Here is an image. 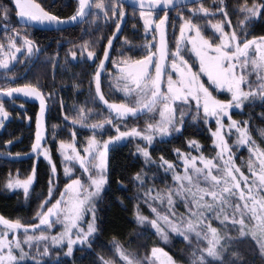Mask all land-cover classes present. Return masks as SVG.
I'll return each mask as SVG.
<instances>
[{"label":"snow or ice","instance_id":"1","mask_svg":"<svg viewBox=\"0 0 264 264\" xmlns=\"http://www.w3.org/2000/svg\"><path fill=\"white\" fill-rule=\"evenodd\" d=\"M14 5L15 17L19 18L25 25L26 29H32L35 26H47L59 30L61 26L73 22H80L89 15L96 16L97 12L103 13L106 22L113 20L116 31L107 40V46L103 47V57L101 58L98 51L88 50L92 41L80 46L79 59L81 62L95 63L99 59V65L95 70V97L107 109L108 115L96 123L87 124L83 110L80 112V120L73 119L69 121L67 115L64 120L68 121L73 128L77 124L80 127H86L92 133L86 138L81 151L78 150L76 131H72V142H58V151L62 156V163L74 162L79 166L81 174L72 178V168L65 167L64 173L69 180L60 191V198L55 199V192L58 190L57 167L52 160L51 152L45 147L46 136L44 132V123L47 113L50 110V101L52 95H46L42 92V87L37 81L36 84L25 83L16 87H0V97L23 96L30 100L38 102V110L35 114V134L34 141L31 144V150L23 153L24 157H36L31 166V172L26 178H16L11 175L7 177L6 189L22 190L25 199L30 198V188L35 182H38V162L41 157L50 167L48 173V194L44 201L39 205V211L36 216L38 224L25 225L19 220L11 221L0 216V225L3 230L0 231V264H26V261L32 260L33 264H48L44 257H48L51 264H61L59 257H52L50 249L45 246L43 252L34 255L31 251H25L23 245L30 248L33 242L39 245L44 242L47 245L49 238L53 245H63L67 240L66 256H72L74 245L90 244L92 237L102 230L103 221L97 215V204L104 197V193L110 184V152L113 147L118 146L121 142L130 139L139 138L140 141L146 142L147 145L153 144L155 137H168L174 133H180L183 130L185 118L192 116L191 106L195 105L197 115L192 116L193 120L202 119L204 125L212 137L213 145L216 149V156L208 159L203 155L191 156L182 153L179 149L175 150L176 156L183 162L184 174H176V166L160 157L158 168H162L164 173L173 172V181L179 187L175 193L169 192L167 197L168 212L175 218V209L173 207V195L183 196L186 206L191 209L195 208L190 214L203 224L207 219L205 212H217V219L221 215L224 221L228 220L226 211L232 210V225H239L241 237L251 239L259 249V253L264 258V149L255 145L248 132L249 121H237L232 119L230 109H241L247 102L255 107L257 101L264 106V35L253 36L248 38L250 30L257 24L264 25V0H243L238 4L237 11L242 20L237 25H232L225 12L226 5L220 0L221 6L217 11L224 16V20L218 23L208 22L209 26L215 33L219 34V43H214L205 38L202 34V26L197 25L191 18L186 19L180 15L181 23L179 25V35L175 38V49L170 47L171 37L167 31L169 24V6L173 5V0H134L139 6V18L143 23L145 44L142 46V52L145 53L139 59H133L131 56H124V49L120 51V60L112 61L113 66L119 73L118 82L123 84L121 91L127 102L110 103L101 91V76L107 67V62L111 59V50L114 47V41L118 39L119 32L122 31V21L126 16L123 0H116L109 7L108 5L92 0H77L75 13L68 17L62 18L58 14L50 12L38 3L37 0H11ZM177 3L187 5L190 0H176ZM163 10V16L159 20L155 19L157 10ZM109 11L111 16H109ZM189 12L195 15L196 12L203 13L204 16L214 15L208 8L203 6L198 9L189 8ZM13 9L0 3V20L4 22V31L8 32L11 24ZM119 17V19H116ZM225 22L228 27H232L231 34L224 31ZM175 28V23H173ZM236 29H239L237 31ZM240 32L244 35L241 37ZM151 35V39L147 37ZM174 35V33H173ZM17 39L21 40V46L17 47ZM99 43V42H96ZM127 43V42H125ZM26 49V56L30 60L34 55L38 56L44 49L27 36H21L20 32L15 31L9 37L8 51H4V46L0 45V68L9 69V63L18 59L17 53ZM127 50H131L128 48ZM86 53V56H85ZM70 55L77 59V51L71 50ZM195 58L193 63L189 61ZM55 59H58L56 57ZM195 61H198V70ZM249 65L255 70L257 78L261 83L258 87L253 88L254 82L249 79L248 75L237 69L244 70ZM206 77V80L204 79ZM248 85L249 90L245 91L242 85ZM216 93L226 92L231 95L227 102L217 98ZM23 107V105H21ZM63 111V104L61 105ZM159 113V120L155 123H148L145 129L132 127L130 130L121 131V124L128 117H136L145 112ZM202 111V117L199 114ZM179 112V121L177 120ZM261 119H264V111L259 113ZM227 118L228 124L225 125L223 120ZM31 119V117H25ZM9 119V113L5 110V104L0 100V126L4 121ZM215 120V130L211 127V121ZM243 123V127H241ZM179 124V126H177ZM108 127H114L116 134L110 135L107 139H99L103 131ZM238 133L235 141L237 147L248 145V151L251 154L247 163L248 172L246 176L234 161L233 148L230 147L226 134L232 130ZM261 136H264V129L260 130ZM11 145L13 142H6ZM189 146L199 150L200 145L195 141H189ZM21 153H16L12 159L21 158ZM137 156H142L146 165H152L156 162L150 157L148 147L136 146ZM198 163L200 166H198ZM238 174V175H237ZM135 181L143 183L156 176L149 177L138 173L134 178ZM187 181V186L184 182ZM243 183V187L241 184ZM201 184L207 187H200ZM195 189V190H193ZM246 189V191H245ZM191 196V201L188 200ZM238 200L233 206L232 198ZM211 202H207V198ZM55 199V203L52 200ZM163 199V197H160ZM146 203L149 201L146 199ZM51 204L49 207L48 205ZM152 212L157 214V218L151 221V227L156 230L162 238L167 241L168 234L162 231L160 220L169 225L172 232L183 235L188 238V233L195 230L192 220L183 224H175L167 215L160 216L157 209L152 207ZM46 209V210H45ZM91 213V219L87 220V229L82 224L87 219V214ZM239 215L241 218L236 219ZM247 219L248 223H245ZM136 220L140 224L147 222V218L139 214L137 209ZM55 224H60L63 230L58 235L49 237L43 231L40 235H29V231H38L42 227L51 230ZM23 229L24 239L21 241L17 238V230ZM205 239L208 246L203 250L198 260L194 264H245L244 260L235 254L230 260L225 261L227 250L224 248V237H222L215 228L207 225ZM11 233V239H9ZM75 234V239L73 235ZM200 235L199 232L196 233ZM117 250L120 251L117 245ZM213 258L209 261L205 258ZM122 258L127 264H133V260L127 255L121 253ZM195 255V254H194ZM152 257L160 264H173L172 259L161 248L152 249ZM99 264H110L109 261L103 260ZM154 264V261H150Z\"/></svg>","mask_w":264,"mask_h":264},{"label":"trees","instance_id":"2","mask_svg":"<svg viewBox=\"0 0 264 264\" xmlns=\"http://www.w3.org/2000/svg\"><path fill=\"white\" fill-rule=\"evenodd\" d=\"M105 1L109 4V7L112 3L116 2V0ZM210 1L212 0H203L189 6L169 10L168 14L180 13L181 15H188L185 18H191L194 23L197 21L201 24L207 23V17L201 16L200 12H196L193 15L188 9H196L198 5H209ZM37 2L41 3L46 10L58 14L63 18L73 15L77 7L76 0H37ZM242 2L243 0H223L224 5H226L225 12L228 13L232 25H237L238 23L239 16L236 13L238 12V4ZM0 3L13 9L8 32L4 31V22L0 20V45L4 46V51H8L9 37L15 31L20 32L21 36L33 39L40 48L44 49L38 56L34 55L30 60L26 56V49H22V52L17 54L18 59L9 66V69H0V87H16L22 86L25 83L36 84L39 81L43 85L42 92L46 95H52L53 99L49 102L51 107L44 123L46 136L44 143H48L52 160L57 167L58 187L60 188V185L64 182L62 180V170L56 143L58 141L71 140L72 131H76L77 140L80 142L77 144L79 147L81 144H84L89 135H92L88 128H82L78 125L73 128L68 121L64 120V116L67 115L69 121L73 119L77 120L82 110L89 111L91 109L97 112L100 111L105 117L108 115V112L92 98V77L95 71V63L81 62V60L74 63L70 59L69 53L71 50H78L81 45L92 41L93 43L88 50L98 51L100 57H102L103 47L107 45L108 38L116 31L115 22L113 20L106 22L103 13L96 11V16L89 15L82 23L63 30L43 31L34 28L26 29L25 26L17 23L11 0H0ZM92 3L95 4L96 0H92ZM220 6L221 4L217 6V9ZM124 9L128 13L138 11L125 5ZM157 13H163V11ZM109 16H111L110 11ZM215 16L216 19L224 20L223 14L219 12ZM94 18L95 21L91 22ZM116 19H119V17H116ZM173 23H175V28L172 26ZM180 23L181 20L178 17L170 18L169 20L167 31L171 37V49L174 48ZM205 26H202V30L205 29L203 35L212 39L214 43L217 42L218 37L213 34L209 24H205ZM227 29L225 25V30L227 31ZM240 35L243 37L244 33L240 32ZM260 35H264V25L257 24L250 30L248 38ZM147 39L150 40L151 35ZM145 42L144 28L141 21L137 18L125 17L122 21V31L119 32L118 39L114 41L109 63L123 58L120 55L122 49H124L125 57L131 56L133 59L141 58L145 54L142 52V46ZM21 43L22 41L17 39V47H20ZM128 48L131 50H127ZM56 57L58 59H55ZM194 60L195 58L193 57L189 62L193 63ZM109 63L105 70L115 74V70L113 71ZM194 69L198 70L197 63ZM109 79L112 80L113 77ZM107 89L110 99L113 101L121 100V97L112 88L109 87ZM109 90L113 93H109ZM214 95L220 100L227 99L225 92H214ZM0 100L4 102L5 110L9 113V119L5 120L3 126H0V216L11 221L19 220L22 224L31 225L35 223L38 206L48 191V173L50 169L47 164L42 159L39 160L38 182H35L30 188L31 196L28 199H25L19 190L6 191L4 185L9 174L18 171L25 176L31 171L35 157H24L23 153L30 152L31 144L34 141L35 114L38 110V102L23 96L15 97L14 99L0 97ZM62 104L63 111L61 110ZM261 111H264V106H261L257 101L255 107L246 103L241 110H230V113L234 120L250 122L248 125L249 135L255 141L256 146L264 149V136L260 134V130L264 129V119H261L259 115ZM146 115L144 113L136 117H128L121 124V131L130 130L132 127L142 129L141 124L144 123L143 119ZM195 115L197 113H192V116ZM26 116L31 117V119H26ZM192 116L185 118L182 132L174 133L165 140H156L148 148L150 157L156 162L155 164L145 165L143 158L135 155V145L132 139L121 142L120 145L113 147L110 152L109 162L110 184L104 193L103 199L97 204V215L103 221L101 225L102 230L92 237L87 248H74L72 256L66 257L62 255L63 249H54L61 264H99L101 258L117 263L120 262L118 253H124L137 259L138 262L141 261L144 264H148L145 258L148 256L147 260H150L149 254L153 248L163 249L171 257L173 264H194V261L198 260L203 250L208 246L205 233L208 231L207 225L209 224L225 238L223 244L227 250L226 262L235 254H238L245 264H264V258L261 257L259 249L251 237H241L239 225H232V210L231 212L226 211L230 220L221 222L215 219L217 212H214L213 216L204 213L207 219L204 220L205 224H201L191 214L188 215L187 210L183 207V202L180 199L178 200V196L173 195L175 213L180 214L182 217L188 215L195 225V230L188 233V238L185 239L183 235L172 232L171 228L159 222L162 231L168 234V240L165 241L151 227V221L157 217L149 211V208L147 209L148 203L145 200L148 197L146 198L145 196H150V193L154 196L157 194L156 200H153L156 206H164L167 209V216L173 219V216L168 212L169 206L166 202L169 192L175 193V186L172 181L173 175L171 172L165 174L162 168H158L160 157L163 156L166 160L173 163L176 166V172H180L182 169L178 164L175 150L179 149L181 152L192 151L195 153L196 151L189 146V141L197 142L200 145V152L207 157L212 156L215 152V147L212 145V137L203 120L199 118L193 120ZM199 116L202 117V113ZM99 120L101 119L98 117H90L86 123L90 124ZM224 122L226 121L224 120ZM214 126V123L211 122L212 129ZM115 134L114 127H108L98 137L103 140ZM8 141H12L13 143L7 145L6 142ZM243 146L239 149L234 161L246 176L251 177V175L247 174L249 155L247 154L246 146ZM235 151L236 146L233 147V152L235 153ZM6 153L10 154V158L4 156ZM16 153H21V158L12 159L11 157H14ZM138 173L148 175L149 177L155 175L156 179H150L141 186L140 181L133 179ZM160 197H163V199H160ZM233 199L238 200L237 197ZM158 200L161 204L158 203ZM137 209H139L140 215L147 218L146 223L140 224L137 222ZM240 218L239 215L236 216L237 220ZM245 223H248L247 219ZM40 231L38 230L34 233ZM197 232L200 233L199 236L196 235ZM117 245L120 251L117 250ZM204 255L207 260L212 261L213 258L207 257L206 253ZM26 264L33 263L27 261ZM48 264H51V262H48Z\"/></svg>","mask_w":264,"mask_h":264},{"label":"rangeland","instance_id":"3","mask_svg":"<svg viewBox=\"0 0 264 264\" xmlns=\"http://www.w3.org/2000/svg\"><path fill=\"white\" fill-rule=\"evenodd\" d=\"M97 2H101V0H96V3ZM102 3H104V4H106V5H108L109 6V4H107V1H105V0H102ZM220 4V0H212V1H210V3H209V5L207 4V5H205V6H203V7H205V8H208L209 9V12L210 13H215L214 15H209V16H204V14L203 13H201L200 15L201 16H204V17H207L208 19H207V23H203V24H201V23H199L198 21L196 22V24L198 25V24H200V26H205V24L206 25H208V22L209 21H211L212 23H218V22H221V21H223L222 19H216V14H217V6ZM202 5H198V7L196 8V9H198L199 7H201ZM77 8V7H76ZM75 11H76V9H75ZM95 11H99V10H95ZM126 12V11H125ZM236 12V11H235ZM75 13V12H74ZM198 13V12H197ZM163 14L164 13H157L156 14V16H155V19L156 20H159V18L161 17V16H163ZM238 14V16H239V19L237 20V21H239V20H242L243 19V16H241L240 14H239V12H237L236 13V15ZM180 13H174V14H171V15H169V20H170V18H175V17H178V18H180ZM184 17H186V16H188V15H183ZM126 18H128V17H130V18H137V19H139L140 20V18H139V11H137V12H126V16H125ZM228 18H229V16H228ZM215 21H214V20ZM94 22L95 21V18L94 19H92L91 20V22ZM141 21V20H140ZM141 24L143 25V23H142V21H141ZM225 25L227 26V23L225 22ZM206 28H207V26H205ZM211 28V27H210ZM227 31L225 30V28H224V31L226 32V33H229V34H231V32L233 31V28L232 27H228L227 26ZM167 29H168V25H167ZM211 30H212V32H213V34L214 35H216L217 37H218V39H217V42H215V43H219L220 42V40H219V34L218 33H215L214 32V30L211 28ZM237 31H239V29H236ZM205 31V29H203L202 30V34H203V32ZM179 35V31H178V33L176 34V36H178ZM205 38H207V39H210V38H208V37H205ZM211 41H212V39H210ZM213 42V41H212ZM107 46V45H106ZM175 49V42H174V48H172V50H174ZM26 51V50H25ZM75 51H77V59H73L72 57H71V55H70V53H69V57H70V59L75 63V62H78V61H80V59H79V52H80V49H78V50H75ZM18 54V53H17ZM16 54V55H17ZM85 56H86V53H85ZM103 57V56H102ZM101 57V58H102ZM14 61H11L10 63H9V66L13 63ZM88 63H91V62H88ZM108 63H109V61L107 62V65H108ZM196 63H197V69H198V67H199V65H198V61H196ZM109 64H111V67L113 68V71L115 70V74L114 73H112V72H108L107 70H104V74L101 76V91H102V93L105 95V98L110 102V103H122V102H127V100H126V98H125V96H124V94L121 92V91H118L117 89L118 88H122L123 87V84L122 83H120V82H118V80H117V77L119 76V73H118V71L116 70V68L113 66V63L111 62V63H109ZM98 65H99V61H97V62H95V70H96V68L98 67ZM0 69H3V68H0ZM194 71H196L195 69H193ZM241 71H243L245 74H247L248 75V77H249V79H251L253 82H254V84H253V88H255V87H258V85H259V83H261V81H259L258 80V78H257V75H256V72H255V70H253L252 68H251V65H249L246 69H244V70H240V69H237V72H238V74L241 72ZM94 75H95V71H94V74H93V96H92V98L94 99V100H96L100 105H101V107L107 112V109L106 108H104V106H103V104L98 100V98H96L95 97V82H94ZM262 75H264V73H262ZM110 77H113V79L112 80H110L109 78ZM204 79L206 80V77H204ZM103 84H105V85H103ZM112 88V90L114 91V92H116L120 97H121V100L120 101H113L112 99H110L109 98V94H107V88ZM105 88V89H104ZM242 88L245 90V91H248L249 90V87H248V85H242ZM107 89V90H106ZM109 93H111L110 92V90L108 91ZM113 93V92H112ZM225 94H226V96H227V99H225V100H222V101H225V102H227V101H229L230 99H231V95L230 94H228V93H226L225 92ZM247 102H245V104H246ZM243 107V106H242ZM230 110H241V109H236V108H232V109H230ZM229 110V111H230ZM189 111H191V113H193V114H195L196 112H195V105H194V103H193V105L191 106V109H189ZM84 112V115H85V120H86V122L88 121V119L90 118V117H92V118H100V119H103L104 117H105V115L103 114V113H100V111H95V110H87V111H83ZM201 113H202V111H201ZM144 114V113H143ZM145 114H147L146 116H145V118L143 119V121H144V123L143 124H141V127H142V129H145L146 128V125L148 124V123H155L156 121H158L159 120V113H158V111L157 112H155V113H148V112H145ZM177 118L179 119V112H177ZM100 116V117H99ZM148 119V120H147ZM177 119V120H178ZM77 120H80V116H78L77 117ZM224 120L226 121V122H224ZM224 120H223V122H224V124L225 125H227L228 124V120H227V118L225 117L224 118ZM5 122V121H4ZM98 122V121H97ZM212 123H214V125H215V120H212L211 121ZM93 123H96V122H93ZM91 124V123H90ZM3 125H4V123H3ZM2 125V126H3ZM78 126H80L79 124H77ZM177 126H179V124L177 125ZM216 126V125H215ZM215 126H214V128H213V130H215ZM244 125L243 124H241V127H243ZM86 128V127H85ZM99 136V135H98ZM170 136H168V137H164L163 139H161L160 137H155L154 138V141H153V143H155L156 142V140H165V139H167V138H169ZM99 138V137H98ZM237 138H238V133H236L235 132V130L233 129L232 130V132L230 133V134H226V139L228 140V143H229V145H230V147H234V146H236L235 145V141L237 140ZM134 142V145H135V151H136V146H137V144H139L141 147H150L149 145H147L146 144V142H144V141H140L139 140V138H136V139H132ZM86 141V140H85ZM59 142V141H58ZM58 142L56 143V149H57V154H58V156H59V161H60V165H61V170H62V180H63V182L64 183H62L61 185H60V188L58 187V190L55 192V199H59L60 198V191H62L63 190V188H64V185L66 184V183H68L69 182V180L66 178V176H65V173H64V168L65 167H70V168H72V173H69V175H72V178H76L77 176H79L80 174H81V170L79 169V166L77 165V164H75L74 162H64V163H62L61 161H62V156L60 155V153H59V151H58ZM64 142H67V143H70V142H72V139L70 140H66V141H64ZM126 142V141H125ZM45 144V147H48L49 148V146H48V143H44ZM212 145H213V141H212ZM83 146H84V144H81L79 147L77 146V148H78V150H80L81 151V154H83V152H82V149H83ZM214 146V145H213ZM243 146V145H242ZM242 146H239V147H237L236 146V151H235V153H234V158H236V156H237V154H238V151H239V149H241L242 148ZM246 146V150H247V154L249 155V159H250V156H251V154L249 153V151H248V145H245ZM244 147V146H243ZM192 148V147H191ZM192 149H194L196 152L195 153H193L192 151H188V152H182V153H185V154H187L189 157H191V156H197V157H199L200 155H203L201 152H200V148H199V150H197V149H195V148H192ZM4 156H6L7 158L9 157L10 158V154H8V153H6V154H4ZM204 157H206V158H208V159H213L215 156H216V149H215V152L213 153V155L212 156H210V157H207V156H205V155H203ZM35 157V156H34ZM142 157V156H141ZM143 158V157H142ZM40 159H42L43 160V157H41ZM35 160H36V157H35ZM143 160H144V158H143ZM44 161V160H43ZM177 161H178V164L181 166V171L180 172H176V174H179V175H183L184 174V167H183V162L180 160V158H178L177 157ZM46 164H47V162L46 161H44ZM145 163V162H144ZM146 165V164H145ZM47 166H48V164H47ZM198 166H200L199 165V163H198ZM236 166H237V164H236ZM49 167V166H48ZM238 167V166H237ZM49 169H50V167H49ZM241 169V168H240ZM242 171V170H241ZM31 171H29V173H30ZM28 173V174H29ZM17 174H19V178H21V179H24V178H26L27 177V175H25V176H23V174H20L18 171H16V172H14L13 174H9V175H11L13 178H16L17 177ZM171 174L173 175V172H171ZM245 174V173H244ZM247 174L248 175H251L249 172H248V169H247ZM8 175V176H9ZM238 175V174H237ZM7 176V177H8ZM6 180H7V178H6ZM173 181V180H172ZM174 182V181H173ZM251 182V177H249V183ZM184 184H185V186H187V181H185L184 182ZM5 190L6 191H8L7 189H6V181H5ZM174 186H175V192H176V189L179 187V185L176 183V182H174ZM49 187V186H48ZM200 187H207V185H205V184H201L200 185ZM241 187H243V183L241 184ZM193 190H195V189H193ZM12 191V190H11ZM19 191H21L22 192V190H19ZM245 191H246V189H245ZM10 192V191H9ZM22 194H23V192H22ZM47 194H48V191H47ZM47 194H46V196H45V198L47 197ZM24 195V194H23ZM146 198H147V200L149 201V203H151V205H152V207H155L156 209H157V213H159V215L160 216H165V214L167 215V209L166 208H164V206H156V203H155V201H153V200H156V198H157V194H155V196L152 194V193H150V196H145ZM154 197H155V199H154ZM44 198V199H45ZM178 198V200L180 199L182 202H183V207H185V209L187 210L186 212L188 213V215H190V212H194L195 211V208L193 207V208H191V209H189L187 206H186V204H185V202H184V197L183 196H178L177 197ZM234 198V197H233ZM232 198V203H233V206L235 205V202H236V200H234ZM237 198H238V196H237ZM44 199H42L41 200V203L44 201ZM55 199H53L52 200V203H55ZM188 200H190L191 201V196H188ZM166 202H167V200H166ZM207 202H211V198L210 197H208L207 198ZM40 203V204H41ZM149 203H148V207H147V209L149 208V211H151V213L155 216V217H157V214L156 213H153L152 212V208L151 207H149ZM158 203H159V200H158ZM159 204H161V202L159 203ZM49 207L51 206V204H49L48 205ZM97 209H98V207H97ZM46 210V209H45ZM38 211H39V206H38ZM37 211V212H38ZM228 212H231V209H228L227 210ZM37 212H36V214H37ZM185 212V213H186ZM183 213V212H182ZM205 214L206 215H210L211 214V216H213V214H214V212H211V213H209V212H205ZM226 214V213H225ZM188 215H184L183 217L180 215V214H177V213H175V218L174 219H171V218H169V220H171L173 223H179V224H183L184 226H186V224H187V222L189 221V220H191V218L188 216ZM227 215V214H226ZM182 217V218H181ZM217 217V216H216ZM35 223L34 224H38L39 223V221H38V219H37V216L35 215ZM91 219V213H88L87 214V219L84 221V223L82 224V227L86 230L87 229V220H90ZM178 219V220H177ZM216 220H218L219 222H221V221H224V217H223V215L221 216V217H219V219H217V218H215ZM174 220V221H173ZM228 220H230L229 218H228ZM159 222H161L163 225H165L166 227H168V228H170L169 227V225H167V224H165L164 223V221L163 220H160ZM203 224H205L204 223V221H203ZM3 230V226L2 225H0V231H2ZM41 231H43L46 235H48L49 237H51V236H53V235H58L62 230H63V227H62V225H60V224H55L54 225V227L51 229V230H46V229H44L43 227L40 229ZM39 230V231H40ZM41 231L40 232H38V233H34V232H32L31 230L29 231V235H40V233H41ZM11 233H9V239H11ZM16 235H17V238L18 239H20L21 241H23V239H24V233H23V230L22 229H20V230H17V232H16ZM73 235V239H75L76 237H75V234L73 233L72 234ZM45 246H48L49 247V249H50V255L52 256V257H58L56 254V252H54V249H63L62 250V255H64V256H66L65 255V253H67V240H65L64 242H63V245H53L52 244V242H51V239L49 238V240L47 241V245H45V243L44 242H40L39 243V245H37L36 244V242H33V245L31 246V248L28 246V245H23V248H24V250L27 252V251H31V253H33L34 255L37 253V250L39 249V252H43V249H44V247ZM87 246H88V244H85V245H79V244H77V245H74V247H73V249L74 248H87ZM124 254V253H123ZM124 255H126V254H124ZM118 256H119V259H120V262H111V261H109L110 262V264H127V262L122 258V255H121V253H118ZM149 256H150V260L148 259L147 260V257L145 258V261L148 263V264H150V261H154V264H160V262L159 261H155V258L154 257H152V250H151V252H150V254H149ZM66 257H68V256H66ZM128 258L129 259H131V260H133V264H144V262H141V261H139L138 262V260L137 259H135V258H132V257H130V256H128ZM44 259L46 260V261H48V262H51L50 260H49V258L48 257H44ZM28 261H31L32 262V260H28ZM107 261V260H106ZM27 262V261H26ZM145 262V263H146ZM33 263V262H32Z\"/></svg>","mask_w":264,"mask_h":264},{"label":"water","instance_id":"4","mask_svg":"<svg viewBox=\"0 0 264 264\" xmlns=\"http://www.w3.org/2000/svg\"><path fill=\"white\" fill-rule=\"evenodd\" d=\"M77 1V0H76ZM203 0H190V2L187 4V5H183V4H179L176 2V0H173V5H170L169 6V10H173V9H176V8H179V7H184V6H189V5H192V4H195V3H198V2H201ZM123 3L125 6L127 7H130L132 9H135V10H138L140 11L139 9V6L138 4H135L134 0H123ZM13 8H14V5H13ZM160 11H163L162 9H158L157 12H160ZM72 16V15H71ZM70 17V16H69ZM63 18V17H62ZM64 18H68V17H64ZM87 19V18H86ZM86 19H84L83 21H85ZM16 20H17V23L20 24V25H23V22H21L19 20V18L16 17ZM83 21H80V22H73V23H70V24H66V25H63L60 27L59 30H63V29H66V28H69V27H73L75 25H78L80 23H82ZM34 29L36 30H43V31H55L57 29H54V28H49L47 26H35L33 27ZM251 39V38H250ZM23 230V229H22Z\"/></svg>","mask_w":264,"mask_h":264}]
</instances>
